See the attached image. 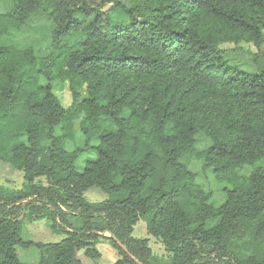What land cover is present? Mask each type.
Returning a JSON list of instances; mask_svg holds the SVG:
<instances>
[{
	"label": "trees",
	"instance_id": "16d2710c",
	"mask_svg": "<svg viewBox=\"0 0 264 264\" xmlns=\"http://www.w3.org/2000/svg\"><path fill=\"white\" fill-rule=\"evenodd\" d=\"M0 1V162L26 185L16 196L0 186V264H28L17 248L36 250L37 264H83L77 252L98 260L100 240L114 264H154L148 239L131 236L139 220L171 254L165 264H264V69L233 67L223 49L264 45V0ZM38 9L52 26L43 60L13 42ZM197 160L229 185L218 206L189 170ZM91 189L106 199L89 202ZM22 201L49 208L32 221L64 238L24 240L28 219L12 218Z\"/></svg>",
	"mask_w": 264,
	"mask_h": 264
},
{
	"label": "rangeland",
	"instance_id": "374dc122",
	"mask_svg": "<svg viewBox=\"0 0 264 264\" xmlns=\"http://www.w3.org/2000/svg\"><path fill=\"white\" fill-rule=\"evenodd\" d=\"M120 3L127 6V1L125 0H120ZM108 8H110L109 5L105 7V9ZM6 9V4L0 1V11L3 12ZM51 30L52 26L47 13L42 9H38L29 17L24 28L18 34L13 35V42L19 47H31L37 56L43 60L50 53ZM224 47V58L231 66L249 73L264 69V45L260 48H256L253 45H245L237 48L230 45ZM53 89L54 94L59 98L61 104L66 108L69 107L72 98L67 87L65 85L61 86L59 83H54ZM81 93L83 94V92ZM126 115L127 113H125V116ZM75 128L78 129V122L75 123ZM59 131L60 127H57L54 134L58 135ZM77 137H79L78 133ZM92 144L96 143L93 142ZM210 146L211 142L204 134H199L196 137L195 147L197 150H206ZM66 149L68 151L73 150L72 144L68 143L66 145ZM94 158L95 157L92 153L81 155L77 159L75 166L78 171H82L85 163L89 160H93ZM189 170L196 174V184L200 185L205 192H209L211 194L210 202L214 206L220 205L225 198L223 190L224 188H229V185L216 182L212 171L204 169L201 160L193 161L189 165ZM251 170L252 169L250 167H245L238 173L240 175H246L249 174ZM34 184L43 187L48 186L46 179L43 177L37 178L34 181ZM0 186L9 188V191L13 192L14 196L24 192L26 185L23 180L22 172L14 170L8 163L0 162ZM84 197L92 203H99L106 199L104 194L100 193L98 190L92 189L85 192ZM8 202H10V200H8ZM27 202L28 201H22L18 203L17 207L14 208L16 211L12 216V218L14 217L15 219H20L23 215H25L26 219H28L23 225L21 237L24 240L41 243H55L61 241L64 238V234L51 231V229L48 228L49 224L46 219L32 221L34 216L40 217L43 214L48 213L49 208L35 202H32V207L29 208L26 206ZM71 213L72 212L68 210L67 221L72 225V227L79 226L77 220H75ZM131 236L136 239H148V246L152 251L154 264H165L169 262L171 254L164 248L160 241L147 233L146 222L144 220H139L134 225ZM96 249L101 255L98 260H92L84 256L83 251H78L77 257L83 264H114L119 258L117 251L111 248L109 243L104 240H100ZM16 251L21 261L28 264H37L39 254L36 250H23L17 248Z\"/></svg>",
	"mask_w": 264,
	"mask_h": 264
},
{
	"label": "water",
	"instance_id": "95a60500",
	"mask_svg": "<svg viewBox=\"0 0 264 264\" xmlns=\"http://www.w3.org/2000/svg\"><path fill=\"white\" fill-rule=\"evenodd\" d=\"M122 249H123V247L122 246H120Z\"/></svg>",
	"mask_w": 264,
	"mask_h": 264
}]
</instances>
